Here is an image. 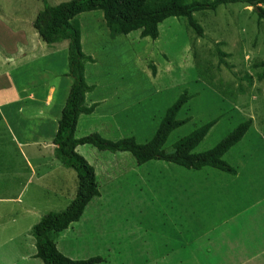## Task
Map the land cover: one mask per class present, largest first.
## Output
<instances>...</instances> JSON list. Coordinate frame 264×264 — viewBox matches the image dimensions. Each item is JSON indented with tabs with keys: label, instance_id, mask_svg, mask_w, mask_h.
I'll list each match as a JSON object with an SVG mask.
<instances>
[{
	"label": "rangeland",
	"instance_id": "374dc122",
	"mask_svg": "<svg viewBox=\"0 0 264 264\" xmlns=\"http://www.w3.org/2000/svg\"><path fill=\"white\" fill-rule=\"evenodd\" d=\"M45 1L55 4L63 0ZM41 6V0H0V107L5 101L11 103L2 110L10 117L18 139L36 136L37 126L44 128V138L49 139L71 81L66 74L67 41L47 45L31 25ZM260 6L264 8V4ZM192 15L201 27L200 35L184 18L167 17L157 24L158 35L153 40L140 37L138 30L110 36L99 10L77 15L81 50L93 58L83 67L85 82L93 86L85 93L84 104L94 102L96 106L89 114L78 115L74 137L96 132L110 140L133 136L144 143L164 109L186 90L188 99L176 115L185 123L168 134L162 148L170 150L179 137L213 120L192 149L204 151L237 123L250 119L242 138L222 155L235 175L209 166L196 170L158 159L136 165L129 152L78 145L76 151L94 168L99 195L90 199L80 217L62 233L51 234L65 256L83 259L97 255L101 260L95 264H219L199 259L213 253L204 252L201 244L213 245L210 238L215 232L224 238L218 233L222 228L209 229L213 224L205 204L183 192L186 184L196 189L197 181L207 172L223 175L232 185L231 195H223L220 205L236 212L227 223L239 227L243 244H249L250 249L253 237L261 232L264 237V93L254 65L264 59V21L251 6L239 2ZM17 48L28 50L29 57L4 64V54H13ZM48 84L55 91L42 112L37 102L23 96L29 91L43 96ZM6 123L0 121V197L18 192L25 174L19 167L21 156L14 148L13 135L2 129ZM30 154L32 162L45 158L51 177L62 174L55 173L54 161L58 160L51 152L34 149ZM30 192L36 197L31 202L50 206L42 211L61 210L52 195L46 196L32 185ZM28 222L17 205L0 201V264H21L19 256L34 250L33 238L24 229ZM189 236L199 240L196 247L202 252L197 249L195 253H200L195 257L199 262L186 256L182 238Z\"/></svg>",
	"mask_w": 264,
	"mask_h": 264
},
{
	"label": "trees",
	"instance_id": "16d2710c",
	"mask_svg": "<svg viewBox=\"0 0 264 264\" xmlns=\"http://www.w3.org/2000/svg\"><path fill=\"white\" fill-rule=\"evenodd\" d=\"M41 1L42 6L36 11L31 25L38 38L47 45L67 41L66 74L71 79L51 137L54 145L52 154L62 166L75 171L77 184L74 197L62 210L47 211L30 226L29 233L35 247L33 256L39 258L43 264H95L101 260L99 256L70 258L56 248L51 238V234H57L76 221L90 199L99 195L94 168L76 151L78 145L87 143L98 150L129 152L136 165L158 159L184 168L197 170L209 166L235 174L233 167L222 159V155L242 138L251 120L245 119L237 123L212 147L192 152L213 124L214 121L209 120L179 137L172 143L170 150L166 151L162 145L168 134L185 123V119L176 118L177 112L188 99L186 90H182L164 109L151 137L144 143L136 142L133 136L110 140L96 132L74 137L78 115L89 114L96 106L94 102L84 104L85 93L91 91L93 86L85 82L83 67L85 62H93V58L81 50L77 15L85 11L99 10L110 36L138 30L140 37L153 40L158 35L157 24L167 17L184 18L187 26L200 35L201 27L192 13L214 10L222 4L239 2L256 6V15L264 21V8L260 6L264 4V0H63L55 4ZM254 65L259 69L255 78L262 80L264 93V59L255 61Z\"/></svg>",
	"mask_w": 264,
	"mask_h": 264
},
{
	"label": "crops",
	"instance_id": "0c3cea01",
	"mask_svg": "<svg viewBox=\"0 0 264 264\" xmlns=\"http://www.w3.org/2000/svg\"><path fill=\"white\" fill-rule=\"evenodd\" d=\"M13 52L14 50L12 51V53ZM22 57H29L28 50L24 48H17L16 52H14L13 54L10 53L4 54L3 61L4 64H8L10 62L12 64L15 63L17 59ZM27 60L28 59L26 58V61ZM48 85H49L47 86L48 89L45 90L43 96H37L35 92L29 91L27 92L26 96H23L24 99L26 98L28 101H32L33 104L37 102L42 112L44 111L46 112V108L48 107L49 103L52 102L53 93L55 91V88L52 84H48ZM9 104L11 103L5 101L0 107V121L2 123H4V121L7 122L6 126L2 125V129L6 130L7 133L10 132L13 135L11 137V140L13 139L16 144V147L14 148L18 150V153L21 156L20 159L21 162L19 164V167L25 174L23 177L24 180L22 186L19 189V191L13 195L0 197V201L2 200V202H8V203H13V205H17L20 213L26 215L27 219L30 220V222H28L26 224V227L24 228L26 232H29L30 226L39 219V217L44 213V211H48V210L42 211V209H49L48 207H50L46 202L40 203V202H36L35 200L31 202V200H33L32 198H36V197L33 192H30V186L31 185L34 186L35 189L39 188L41 192L44 193V195L46 193V196L52 195L51 198L57 199V201H59L58 204L60 203L59 207H61L62 210L75 195L77 178L75 171H72L73 170L72 168L64 167L57 161H54L57 163V164L55 163L56 165L54 167V171L55 173L59 172L62 174H57L54 177H51L50 176L51 174H49L50 171L48 169L49 165L46 166L47 161L45 160V158L42 157L41 160L43 161L37 160V163L36 161L32 162L30 160V156H31L30 153L33 152L34 149L39 153L46 152V154H50L51 152L52 154V149L54 145L51 143V137L53 134H50L51 136L49 137V139H46V137L44 138L43 135L44 128L37 126L38 133L36 132L37 134L36 136H32L33 138H29V139L16 138L13 132L14 129L10 122V117L2 110V107L7 106ZM39 112L40 110L38 111V113ZM8 117H9V121H8ZM34 131L35 130H33L32 132ZM51 132H54L52 125H51ZM6 146H10V145L7 144ZM29 149L31 150V152H29ZM35 163L39 166L43 165L42 166L43 168L39 170V167L36 166ZM233 175L235 174H231V176ZM200 178L201 179L197 181L196 189H191L190 184H186L183 187V192L185 194H188L189 197L197 196L198 202L205 204V210L208 212L209 215L208 218L212 221L213 224L209 229L212 230L213 228L216 227L215 228L216 231L218 228H222L220 229V231L218 230V233L224 235L223 236L224 238H221L215 232L213 238H210L215 247L213 245H209L210 247L206 246L205 242L204 244H201L203 246L202 249L204 248L203 249L204 252L211 253L212 251L213 253L209 254L210 257H208L207 259L202 260V258H200L199 261H201V263L218 262L219 264L222 263L264 264V237L261 234L262 232L258 234L257 238L253 237V241L250 243V249H249V244L247 243L243 244V240L239 238L240 237L239 227L233 226L234 223H227V221H229L233 216L236 215V212L226 211L225 207H222L224 206L223 205L224 203L220 205V202L223 201L222 200V198H224L223 195L225 196L231 195L232 185L227 183L228 180L226 181L223 175L217 173L207 172L204 175H202ZM186 182L189 183V180L186 179ZM229 199H231V197ZM34 202L36 203V205L33 204ZM223 224H226V226H222ZM229 224H232V226ZM64 230L65 229H63V231ZM63 231H60V233H62ZM187 231H189L188 228ZM28 238L30 239V237ZM182 240H185L182 241L183 242L182 245L184 247H187L184 250H187L186 256L188 260L199 262L196 259L202 252L201 247L199 246L196 247L197 246L196 242L197 241L199 242V240L195 241V238H192L190 236L187 239L182 238ZM197 249H200V253L195 254ZM34 252H35V247L33 251L22 253L19 256L18 261H20L21 264H43L39 258L33 256Z\"/></svg>",
	"mask_w": 264,
	"mask_h": 264
},
{
	"label": "water",
	"instance_id": "95a60500",
	"mask_svg": "<svg viewBox=\"0 0 264 264\" xmlns=\"http://www.w3.org/2000/svg\"><path fill=\"white\" fill-rule=\"evenodd\" d=\"M253 9H255L256 8V6H251Z\"/></svg>",
	"mask_w": 264,
	"mask_h": 264
}]
</instances>
